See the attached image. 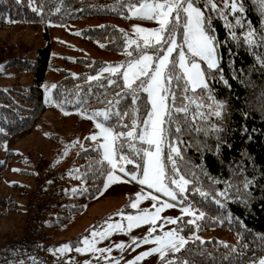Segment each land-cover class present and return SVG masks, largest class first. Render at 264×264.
<instances>
[{
    "label": "trees",
    "instance_id": "1",
    "mask_svg": "<svg viewBox=\"0 0 264 264\" xmlns=\"http://www.w3.org/2000/svg\"><path fill=\"white\" fill-rule=\"evenodd\" d=\"M140 2L0 0V29L15 23L46 28L49 23L63 26L83 19L104 20L106 22L102 25L85 27L81 34L109 50L112 46L115 48L117 35H130L119 29L115 22L132 20L128 16V8ZM214 2L218 10H223V18L217 10L205 9L202 3L200 7L212 17L220 57L218 68L212 70L214 77L208 80L210 94L215 101L223 103V108L219 116L211 114L213 109L208 105L213 102L207 100L199 89L195 93H186L190 99L178 93L172 110L181 135L178 140L170 138L169 142L175 143L184 157L178 163L181 174L189 180L185 201L191 209L204 213L197 220L196 227L188 224L181 232L186 235L218 229L226 231L231 241L224 244L215 239L194 240L180 251L167 254L160 264H247L264 257V42L259 38L264 33V7L260 0H237L243 4L244 11L237 9L233 12L230 7L232 0H228L227 5L224 0ZM237 17L241 18L242 25H236ZM229 24L233 27L230 28ZM250 29L254 32L252 44L246 42L245 35ZM233 32L236 39L231 35ZM44 36L47 37L46 30ZM132 46L135 52L136 45ZM4 66L31 73L32 81L26 88L0 89V143L4 146L0 169L3 171L11 168L15 155L13 147L31 134L49 106L43 99L42 90L47 71H57L61 76L53 89L52 105L63 112L79 108L77 112L91 117L94 109H105L114 99V94L123 88L122 72L97 77L100 69L106 66L102 60L83 57L53 59L49 45L38 49L35 59H24L20 55L6 60ZM89 76L93 79L89 80ZM117 76L120 78L116 84L107 83L108 78L116 79ZM141 95L146 97V94ZM60 101L64 103L61 105ZM131 104L130 96L120 101L122 108ZM184 106L187 107L186 112L176 111ZM98 120H103V117H96L95 121ZM124 122L130 124L129 117H125ZM120 130L127 131L117 128ZM84 145L77 150L70 167L56 165L72 173L76 186L75 191L64 199L65 214L60 217L61 223L67 222L72 214L82 213L85 203L99 195L109 171L120 173L102 160L101 150L90 145L87 138ZM173 158L176 159L175 154ZM44 165L56 167L46 164L40 156L36 166L41 168ZM123 166L126 170L136 169L135 164L125 163ZM21 173L33 183V170L28 167ZM245 181L249 182L247 188L244 187ZM30 188L22 195L25 200ZM224 191L228 192L227 197L220 195ZM217 199L220 203L216 202ZM1 208L5 212H1L0 217L8 218L19 210V202L13 197H4L0 199ZM78 240L76 237L69 243L77 244Z\"/></svg>",
    "mask_w": 264,
    "mask_h": 264
},
{
    "label": "rangeland",
    "instance_id": "2",
    "mask_svg": "<svg viewBox=\"0 0 264 264\" xmlns=\"http://www.w3.org/2000/svg\"><path fill=\"white\" fill-rule=\"evenodd\" d=\"M138 5L139 3L132 4L128 8V16L132 20L115 22L119 29L129 32L130 35H117L114 39L115 48L112 46L109 50L103 48L100 42L85 39L81 34V31L85 27L102 25L106 22L104 20L83 19L63 26L49 23L46 28L41 25L15 23L11 27L0 29V89L5 90L13 86L28 87L32 81L31 73L18 70L14 67H5L4 63L8 59L20 55L24 59H35L38 49L46 45H49L50 55L53 59L61 57L71 59L78 57L100 59L106 63L105 67L126 62L129 59L127 52L133 51L132 44H128L129 39H138L133 25L145 28L158 27L156 21H154L155 23H151L147 19L133 15V11ZM136 19L147 20V22ZM45 30L47 37L44 36ZM138 41L142 43L141 40L138 39ZM217 54L219 64L218 49ZM105 75H112V73L100 72L99 74V76ZM60 77L57 71H47L42 84V90L43 99L49 106L31 134L13 147L15 155L10 170L3 171L0 169V199L13 197L19 202V210L17 212L8 218L0 217V242L19 239L25 232L27 225V199L25 200L22 195L26 191L28 192L30 186H33L34 180L31 183V180L21 172L28 169L29 159L31 160L30 164L32 163L35 168H37L36 160L40 156H43L46 164H51V166L70 167L77 150L86 146L84 145L85 138L93 146L97 145V141L103 140L102 137H98L97 141L91 140L90 135L98 132L99 129L95 127L97 121L90 118V116L77 111L63 112L52 105V93L54 89L52 86L55 85ZM100 150L102 154L103 150ZM3 160L4 146L0 143V165ZM106 163L108 162L106 161ZM43 168L47 167L44 165L39 169ZM116 170H119V165ZM114 174L120 176L121 179L109 181L107 187L103 183L99 195L95 199L85 203L82 213L72 214L68 222L64 223L59 229L53 230L61 240L70 239L76 234L84 235L86 233L85 237L89 240H95L96 248L109 249L110 251H104L97 255V252H78L75 249L72 253H69L70 247L64 251H59V247L57 249L59 253L53 251V255L57 260L64 261V259H71L75 261V264H85L86 261L88 264H111V262L126 264L127 261L133 260L135 264H160L167 254H174L176 252L166 251L164 257H161L159 253L152 252L139 260L135 258L141 252H146L156 247L153 239L155 236H162L165 231L172 229H177L179 235L183 236L187 243L194 240L208 241L212 239L224 244L231 241L226 231L218 229L208 230L204 233L193 232L186 235L181 232L188 224L196 227L198 225L197 220L201 217V212L194 209H191V212L194 214L184 211V208L189 206L187 201H185L187 199V185L183 200L178 198L174 201L162 193L141 185L138 180L125 178L117 171H114ZM106 179L107 176L105 177ZM170 187L174 188L175 186L170 185ZM137 192L141 193L139 199L136 196ZM149 192L151 195H158L160 199L153 201L151 195H145V193ZM133 201H136L135 208L132 207ZM165 201L173 206L163 208L159 212L160 219L156 221L155 225L151 221H148L136 223L132 227L128 226L129 221L127 217L129 215L136 216L146 208L149 212H154L155 208ZM127 209L131 211H127ZM1 212H5V209L1 208ZM168 217L173 218L176 222H169L166 219ZM183 217H186V219H182ZM189 221H194V223H189ZM96 223L100 225L93 227ZM178 224L180 225L178 226ZM109 225H112L114 230L101 237L99 233L105 231ZM117 225L119 227H116ZM87 229L90 232H86ZM47 231L45 232V241L46 244H49ZM93 232H96L97 235L93 236ZM85 237H81V239L79 237V243L82 245L80 248L86 247ZM133 237L136 239L133 240ZM145 238H147V242H141ZM61 240L58 241L60 242ZM118 244L122 245V248L116 247ZM48 256L50 261L47 264H60V262L51 256L50 252H48ZM261 259H264V257L247 264H260Z\"/></svg>",
    "mask_w": 264,
    "mask_h": 264
},
{
    "label": "snow or ice",
    "instance_id": "3",
    "mask_svg": "<svg viewBox=\"0 0 264 264\" xmlns=\"http://www.w3.org/2000/svg\"><path fill=\"white\" fill-rule=\"evenodd\" d=\"M224 2L228 4V0ZM201 3L205 9L210 7L212 10L219 11L223 18V10L217 9L214 0H141L138 7L134 9L133 15L156 21L158 27L145 28L133 25L142 43L138 42V39H129L128 44L136 45L135 52H127L129 59L115 66L109 65L100 69V72L112 74L122 72L123 88L120 93L114 94V99L108 102L105 109H94L90 117L94 120L96 117H103V120L95 123L99 131L90 135L93 141H97L98 137L103 138L102 141H97L96 145L97 149L103 150L102 160L107 161L112 170L117 169L119 165L120 173L130 176L132 180H138L141 185L162 193L174 201L178 198L183 200L186 185L189 184V180L181 174L178 163L184 157L176 144L169 142L170 138L178 140L181 135V128L176 123L172 110L177 102V94L190 99L186 93L189 91L195 93L199 89L207 100L213 102L208 105L213 109L211 114L219 116L223 108V103L215 101L210 94L208 80L214 77L212 70L218 68L217 41L213 34L212 17L205 14L200 7ZM260 4L264 7V0H260ZM230 7L233 12L237 9L240 12L244 11L243 4L237 3V0H232ZM236 25H242L240 17L236 18ZM228 26L233 27L231 24ZM253 34L251 29L245 34L248 44L254 43L251 39ZM231 35L233 39L237 38L234 32ZM259 38L261 42H264V33H261ZM99 74L97 73V77ZM119 78V76L116 79L110 77L107 83L116 84ZM88 79L92 80L93 77L89 76ZM141 94H146V97ZM128 96L131 97L132 104L127 108L120 107V101ZM59 103L62 105L64 102ZM79 110L77 108V111ZM176 111L186 112L187 107L177 108ZM125 117H129L130 124L124 122ZM174 124L175 128H173ZM117 128L127 129V131H117ZM166 142H168L167 152L164 151ZM125 147L128 149L127 153H125ZM173 154L176 159L173 158ZM125 163L135 164L136 169L126 170L123 166ZM118 179L121 177L115 175L114 171H109L104 181L105 187L109 181ZM248 183L245 181V188ZM145 195L148 196L151 193H145ZM220 195L227 197L228 192H221ZM136 196L139 199L141 193L137 192ZM151 198L153 201L160 199L158 195H151ZM245 198H247L246 193ZM216 202L220 203V200L217 199ZM172 206L165 201L156 207L154 212H149L146 208L136 216L129 215L128 226L132 227L136 223L148 221L155 225L160 219L159 212L163 208ZM132 207H136V201L132 202ZM184 211L194 214L190 206H186ZM203 215L204 213L201 212L200 216ZM166 219L171 223L176 222L171 217ZM112 230H114L113 226L109 225L99 235L103 237ZM96 235L97 233L93 232V236ZM135 239L133 237V240ZM153 239L156 247L141 252L135 258L136 260L152 252L164 257L166 251L177 252L187 243L177 229L165 231L162 236H155ZM84 240L86 247H77L76 251H110L96 248L95 240H89L87 237ZM141 242H147V238ZM68 247V244H63L59 251L67 250ZM116 247L122 248V245L118 244ZM85 264L88 262L86 261ZM126 264H135V261H127ZM260 264H264V259H261Z\"/></svg>",
    "mask_w": 264,
    "mask_h": 264
},
{
    "label": "built area",
    "instance_id": "4",
    "mask_svg": "<svg viewBox=\"0 0 264 264\" xmlns=\"http://www.w3.org/2000/svg\"><path fill=\"white\" fill-rule=\"evenodd\" d=\"M31 161V160H30ZM34 184L26 204L27 225L19 239L0 242V264H47L45 232L50 219L61 211L63 200L75 189L72 173L59 166L35 168Z\"/></svg>",
    "mask_w": 264,
    "mask_h": 264
},
{
    "label": "crops",
    "instance_id": "5",
    "mask_svg": "<svg viewBox=\"0 0 264 264\" xmlns=\"http://www.w3.org/2000/svg\"><path fill=\"white\" fill-rule=\"evenodd\" d=\"M64 214H65V212L62 210L59 215L54 216L52 218V220H51L50 226H49L48 231H47V240H48L49 245H50L49 252H50L51 256L56 261L60 262V264H75V261H73L71 259H64V261H59L53 255L54 254L53 251H55L56 253L57 252L59 253V251H57V249L63 244H68L69 247H70L68 251H69V253H72L75 249H77V247H81L82 245L79 243L80 240H78L77 244H75V243L74 244H70L69 242L71 240L75 239L76 237H80V239H81V237H85L86 236V233H85L84 235H77L76 234V235L72 236L70 239H65V240L64 239L63 240L59 239L58 235L53 230L59 229L64 223H66V222L61 223V218L60 217L63 216ZM99 225H100L99 223H96L95 225H93V227L94 226H99ZM50 231H52V232H50ZM86 232H90L89 229H87ZM58 240H61V241L59 242ZM99 253H101V252H97V255Z\"/></svg>",
    "mask_w": 264,
    "mask_h": 264
}]
</instances>
